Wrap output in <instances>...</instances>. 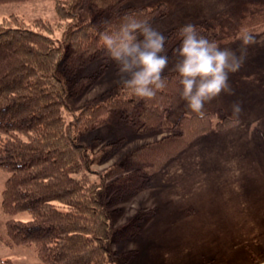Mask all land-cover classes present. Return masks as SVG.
Listing matches in <instances>:
<instances>
[{"label":"trees","instance_id":"1","mask_svg":"<svg viewBox=\"0 0 264 264\" xmlns=\"http://www.w3.org/2000/svg\"><path fill=\"white\" fill-rule=\"evenodd\" d=\"M28 1L35 0H0V5ZM53 1L58 18L66 22L60 38L52 37V26L42 20L36 28L0 22V169L8 174L2 190L7 217L0 242L8 247L33 246L38 264H120L137 250L119 252L112 242L137 236L154 212L138 210L117 225V205L151 186L153 177L199 137L228 131L240 120L216 119L214 111H206L183 112L168 122L180 97L175 71L164 72L169 80L152 98L135 97L118 82L83 99L110 62L99 31L117 24L128 12L152 23L167 12L164 3L134 7L126 5L127 0ZM84 5L95 10L88 20L80 15ZM263 18L264 11L251 6L234 29L198 27L222 45L241 31L264 24ZM179 26L166 33L170 57L180 40ZM97 60L101 61L97 71L78 73ZM70 107L74 114L68 120L64 110ZM116 114L141 136L158 135L166 127L172 130L127 149L99 171L94 166L114 158L129 142L127 137L104 141L95 137L92 146L98 147L93 150L80 140ZM21 213L29 218H17ZM247 254L250 264L264 259L262 249L248 247ZM1 264L14 263L5 259Z\"/></svg>","mask_w":264,"mask_h":264},{"label":"rangeland","instance_id":"2","mask_svg":"<svg viewBox=\"0 0 264 264\" xmlns=\"http://www.w3.org/2000/svg\"><path fill=\"white\" fill-rule=\"evenodd\" d=\"M192 1L194 2L191 0H127L126 5L157 7L164 3L167 14L157 17L153 24L165 35L171 27L187 22L208 28H219L220 25H226L229 22H226L228 14L214 12L211 9L205 10L204 7L196 4L197 1ZM94 12V8L84 5L80 15L83 20H88ZM39 20L52 26V37L62 36L66 22L58 18L53 0L0 5V22L13 21L36 28ZM260 20L264 21V18ZM234 23L227 24V27L234 29L239 24ZM165 51H168L167 47ZM175 60L176 56L173 52L163 71L174 72ZM100 63L101 61L97 60L79 70L78 73H93L98 70ZM115 69L114 62L110 60L107 69L97 78L96 83L83 99L94 96L118 83V73ZM210 103L217 104V108L207 109L205 105L204 112L214 111L216 119L224 116L232 117L225 100L217 99ZM74 105L71 104L72 107ZM179 106L181 105L176 103L170 109L167 115L168 122H173L184 112L183 107ZM184 109L193 112L187 107ZM64 113L68 120H71L74 114L72 108L65 109ZM235 117L239 118L240 124L223 134L199 137L185 152L171 160L167 167L153 177L151 186L123 199L117 205L118 212L114 217L117 225L124 223L138 210L154 212L144 220L142 231L137 236L112 242V246L119 252L129 249L137 250L133 258L120 264H250L247 254L248 247L264 251V135L261 134L264 133V117L258 115L257 118L252 119L248 114H239ZM259 126L263 127L261 133L257 129ZM171 130V127H166L158 135L141 136L136 133L134 127L125 123L116 114L110 117L105 124L91 130L80 142L91 145L90 148L93 150L98 147L92 146V139L95 137H99L101 141L114 140L121 136L127 137L129 142L114 158L102 165L94 166L95 169L102 171L127 149L159 138L170 133ZM220 136H222L221 143L248 144L250 149H253L252 151L247 149V152H244L247 154L242 160L252 174L250 176H244V173L231 174L232 182L225 186L228 192L234 189L231 193L224 192L223 187L211 190L212 184L205 182L204 166L207 162L204 160L215 150L201 151L198 149L201 144L218 145ZM230 169L231 172L235 171V168ZM7 176V172L0 169L1 231H4L7 217L1 203L2 190ZM218 185L222 186L221 183ZM241 192L249 198L246 197L243 200L239 198L238 193ZM258 211L260 214L257 215ZM16 216L22 219L29 218L28 213ZM226 235L228 246H220L221 243H226L223 242L226 240L223 238ZM5 259H11L14 264H38L39 262L33 246L8 247L0 242V264ZM263 262L264 259L258 264Z\"/></svg>","mask_w":264,"mask_h":264},{"label":"clouds","instance_id":"3","mask_svg":"<svg viewBox=\"0 0 264 264\" xmlns=\"http://www.w3.org/2000/svg\"><path fill=\"white\" fill-rule=\"evenodd\" d=\"M177 31L180 40L173 49L177 91L187 108L204 115L206 101L222 91H231L229 74L241 67L247 49L221 46L192 22L180 25ZM168 38L149 18L132 12L98 33L106 57L116 66L120 86L129 94L145 99L154 97L169 80L163 71L170 60L165 51ZM239 38L244 46L255 40L247 31H241ZM231 109L235 117L240 103L233 101Z\"/></svg>","mask_w":264,"mask_h":264},{"label":"crops","instance_id":"4","mask_svg":"<svg viewBox=\"0 0 264 264\" xmlns=\"http://www.w3.org/2000/svg\"><path fill=\"white\" fill-rule=\"evenodd\" d=\"M197 5L204 7L205 10L211 9L214 12L219 11L221 14L226 13L229 16L226 18V25L230 23H240L246 11H248L251 6L259 7L264 11V0H195ZM191 2H194L191 0ZM254 12V11H252ZM234 23V24H235ZM251 35L255 37V40L248 45H241V40L239 35L221 46L231 47L238 49L243 46L246 47V57L241 65V67L229 74L230 81V92L222 91L218 96L213 97L211 100L206 101L205 105L207 109L217 108V104H211L212 100H225L228 103V110L232 112L231 105L233 101L240 103L239 114H248L252 119L257 118L258 115L264 117V25L255 27L249 31ZM176 103H179L183 107V111L186 113L188 110L184 109L186 107L185 101L179 97ZM176 103L174 105H176ZM181 111V110H180ZM240 117V116H239ZM263 127H258L260 131ZM264 129V128H263ZM229 131V130H228ZM227 132V131H225ZM225 132L219 133H210V134H223ZM255 133V134H260ZM264 135V133H261ZM209 135V134H208ZM207 135V136H208ZM222 136H220V141L218 145L215 144H201L199 150L201 151H214L213 154H210L204 161L207 162V165L204 166L205 172V182L211 183V190H217L223 187L224 192H228V189L225 186L228 183L232 182L231 174H243L244 176H250L252 172L245 167V163H242V160L245 158L247 149H250L248 144L239 145L234 143L222 142ZM246 140H249L246 138ZM250 141V140H249ZM221 143V144H220ZM250 143V142H249ZM255 146V145H254ZM253 149H250L252 151ZM233 160V161H232ZM215 166V167H214ZM214 167V168H213ZM226 168H229L228 170ZM230 168H235L234 172H231ZM188 173H190L188 171ZM235 178V177H234ZM218 183H221L222 186H219ZM222 188V189H223ZM234 190V189H233ZM233 190H230L231 193ZM214 194V192H213ZM239 198H249L248 195H245L244 192L238 193ZM260 214L258 211L257 215ZM258 221V218H257ZM223 238V242L220 246H228L227 235Z\"/></svg>","mask_w":264,"mask_h":264},{"label":"water","instance_id":"5","mask_svg":"<svg viewBox=\"0 0 264 264\" xmlns=\"http://www.w3.org/2000/svg\"><path fill=\"white\" fill-rule=\"evenodd\" d=\"M261 264H264V262H263V263H261Z\"/></svg>","mask_w":264,"mask_h":264}]
</instances>
